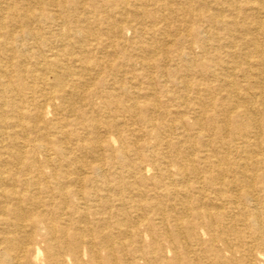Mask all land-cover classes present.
Returning <instances> with one entry per match:
<instances>
[{"label":"bare ground","instance_id":"obj_1","mask_svg":"<svg viewBox=\"0 0 264 264\" xmlns=\"http://www.w3.org/2000/svg\"><path fill=\"white\" fill-rule=\"evenodd\" d=\"M0 264H264V0H0Z\"/></svg>","mask_w":264,"mask_h":264},{"label":"rangeland","instance_id":"obj_2","mask_svg":"<svg viewBox=\"0 0 264 264\" xmlns=\"http://www.w3.org/2000/svg\"><path fill=\"white\" fill-rule=\"evenodd\" d=\"M129 35H131V32L129 33ZM171 254V253H170Z\"/></svg>","mask_w":264,"mask_h":264}]
</instances>
